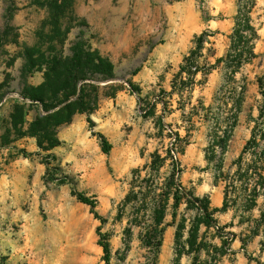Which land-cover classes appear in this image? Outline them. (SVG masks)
<instances>
[{
    "label": "rangeland",
    "instance_id": "374dc122",
    "mask_svg": "<svg viewBox=\"0 0 264 264\" xmlns=\"http://www.w3.org/2000/svg\"><path fill=\"white\" fill-rule=\"evenodd\" d=\"M54 1L0 0V264H104L99 227L111 264H255L247 255L261 256L264 227L248 237L253 220L240 225V214L233 219L229 211L214 216L221 234L201 225L191 240L189 230L202 218V201L222 206V174L238 170L254 126L250 116L259 115L264 0L252 12L258 57L233 84L224 65L215 64L230 49L238 0H71L59 10L51 8ZM79 41L114 66L113 80L86 82L94 126L86 114L75 115L57 128L60 145L48 152L36 138L15 139L14 105H26L23 131L47 114L21 93L44 84L55 54L70 55ZM192 51L200 71L181 74ZM30 52L37 64L32 70ZM242 94L222 154L212 146L218 118L232 119ZM7 133L13 141L1 146ZM96 133L112 145L109 155ZM243 163H250L249 155ZM78 193L97 201L104 224ZM174 194L181 199L177 208ZM248 216L256 219L259 211Z\"/></svg>",
    "mask_w": 264,
    "mask_h": 264
},
{
    "label": "trees",
    "instance_id": "16d2710c",
    "mask_svg": "<svg viewBox=\"0 0 264 264\" xmlns=\"http://www.w3.org/2000/svg\"><path fill=\"white\" fill-rule=\"evenodd\" d=\"M62 1V5L58 4L59 0L54 1L51 4V8L59 10L61 7L69 8L71 6V0ZM256 5L257 0H238L237 14L234 18L235 27L230 36V49L225 56L216 60L215 66L224 65L228 80L232 84L234 83V77L240 69L258 57L255 53V46L259 36L252 19V12ZM203 42L204 36H200L197 40L199 48ZM28 57L29 65L27 64V66L32 70L37 65L32 60L33 52L28 53ZM196 57L197 54L195 51H192L184 59L180 67L181 74H191L189 70L193 67H195L196 72L200 71L198 67L194 66ZM47 66L46 82L39 87L24 90L21 93L24 100L31 101L30 107L40 105L47 114H39L30 123L28 129L23 131L24 116L27 113L26 105L16 104L14 105L15 121L13 124L17 133L15 139L23 137L36 138L39 150L44 152H48L60 145V141L57 138V128L63 124H70L75 115L86 114L87 122L91 127L94 126L91 115L94 113L95 106L92 100L86 98L85 85H88V82L91 84L114 79V66L112 63L100 56L85 41H79L74 44L70 55L61 51L57 52L52 62H49ZM137 72L138 70L133 72L132 75H135ZM126 81L134 90L135 86L132 80L128 79ZM259 82L260 95L262 96L259 115L258 117L250 116V121L254 123V126L251 130L250 139L243 147L237 159L236 165L238 170L234 174L229 173L226 176L222 174L226 185L221 207H211L208 200L202 201L199 208L202 211V218L189 230L191 240H196L199 237L201 225L206 228L214 227L221 234V228L214 216L219 213H227L230 210H233L235 215L240 214V225H243L245 222H252L253 220L254 226L250 224L249 231L251 235L248 237L255 238L262 233L261 229L264 227V148L259 151L256 149V146L261 142L264 144V84L261 81ZM79 84H82L80 88H78ZM232 89L235 91V88ZM3 97V94L0 93V104ZM243 102L244 94L236 101L237 112L232 115V119L218 118L215 134L216 140H214L212 146L219 147L222 154L227 149L228 142L237 123V115L241 112ZM220 131L224 134L223 137L218 135ZM95 135L101 140L103 153L109 155L112 145L101 133H96ZM12 141L10 140V134L7 133L2 137L1 146L9 145ZM246 155L250 156V163L244 164L243 160ZM152 164L154 165V161ZM77 199L90 208V213L101 224L106 222L96 211L97 201L94 198L78 193ZM174 199V207L177 208L181 199L176 194H174ZM261 199L263 203L260 205L259 201ZM259 206L262 208L259 209L260 214L258 218L251 219V216L245 217V215L251 214ZM161 223V220L158 221V226ZM97 235L99 236L98 244L103 250V262L104 264H111L110 244L105 238V234L101 232L100 227L97 229ZM232 236L235 238L236 234H232ZM241 242L243 249H245L247 242L243 239H241ZM260 245V257L247 255L248 260L255 264H264V260L262 259L264 257V241H261ZM160 246L161 244L159 243L158 247Z\"/></svg>",
    "mask_w": 264,
    "mask_h": 264
},
{
    "label": "crops",
    "instance_id": "0c3cea01",
    "mask_svg": "<svg viewBox=\"0 0 264 264\" xmlns=\"http://www.w3.org/2000/svg\"><path fill=\"white\" fill-rule=\"evenodd\" d=\"M223 200H224V198H223ZM223 200H222V202H223ZM263 203V200L261 199L260 201H259V204L261 205ZM262 207L261 206H259L257 209H255V210H258L259 211V209H261ZM230 211H232L233 212V219H235L234 218V216H237V214L235 215V212L233 211V210H230ZM229 212V211H228ZM259 214H260V211H259ZM259 217V216H258Z\"/></svg>",
    "mask_w": 264,
    "mask_h": 264
},
{
    "label": "water",
    "instance_id": "95a60500",
    "mask_svg": "<svg viewBox=\"0 0 264 264\" xmlns=\"http://www.w3.org/2000/svg\"><path fill=\"white\" fill-rule=\"evenodd\" d=\"M122 78H118L117 80H121Z\"/></svg>",
    "mask_w": 264,
    "mask_h": 264
}]
</instances>
